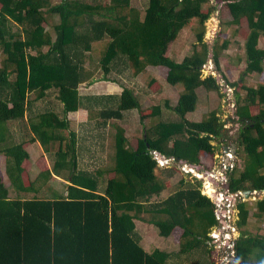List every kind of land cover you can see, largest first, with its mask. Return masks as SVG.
Returning <instances> with one entry per match:
<instances>
[{
	"label": "trees",
	"instance_id": "1",
	"mask_svg": "<svg viewBox=\"0 0 264 264\" xmlns=\"http://www.w3.org/2000/svg\"><path fill=\"white\" fill-rule=\"evenodd\" d=\"M212 1L150 0L143 12L133 7L131 0H0V154L5 156L10 181L8 186L0 168V264H181L174 259L196 253L208 257L199 264L210 263L215 240L212 232L223 223L219 206L203 192V179L193 182L183 178L167 199L149 201L167 188L154 151L201 165L204 157L216 154L214 141L226 134V121L219 109L202 121L187 117L198 109L200 88L225 95L215 74L204 76L212 58L207 22L221 4L230 8L232 17L227 25L233 27L232 38L241 40L238 36L245 19L250 25L245 74L264 73V47L260 46L264 0ZM127 8L130 11L123 12ZM56 16L60 21H54ZM196 20L194 52L180 62L169 55L171 45ZM231 37L219 38L213 46L217 69L228 80L221 59L233 43ZM97 43L106 48L105 80L120 83L119 77H112L114 72L124 76L130 70L139 76L149 66L169 67L168 81L185 87L178 105L167 100L165 105L145 109L130 87L121 94L84 95L81 87L92 76L88 52ZM245 58L241 56L240 61ZM152 83L158 92L159 80ZM229 84L237 92L238 115L243 122L237 153L242 166L229 171V190L263 191L264 83L248 86L242 77ZM50 89L58 91L64 105L62 114L46 106L47 102L42 104L44 109L36 111L38 101ZM30 93H35L34 99L29 98ZM165 106L173 109L180 121H162L157 126L160 134L153 136L147 130L137 146L126 127L117 126L114 167H100L96 172L81 167L82 145L77 131H70V113L87 109L91 121L97 119L108 127L115 120H125L126 113L134 109L141 112L143 122L148 117L163 118ZM12 123H19V128ZM178 132H187L188 137H173ZM36 143L56 162L52 169L46 156L38 160L40 172L32 180L29 147ZM54 174L72 183L64 193L49 195L45 185ZM255 204L256 209L243 198L238 203L241 235L231 264H264V197ZM137 219L155 224L164 237L172 236L177 228L184 229L180 251H149Z\"/></svg>",
	"mask_w": 264,
	"mask_h": 264
},
{
	"label": "rangeland",
	"instance_id": "2",
	"mask_svg": "<svg viewBox=\"0 0 264 264\" xmlns=\"http://www.w3.org/2000/svg\"><path fill=\"white\" fill-rule=\"evenodd\" d=\"M62 0H53L54 3L61 2ZM105 3H112V0H102ZM213 4H217V0L212 1ZM150 0H131V5L135 8L146 11L149 6ZM227 4H221L219 9L213 14L212 18L207 22V33L206 40L214 46L219 38L221 41L226 39L227 35L231 37L233 27L227 25V21L230 20L231 12ZM127 8L126 11L129 12ZM116 14V12H114ZM118 14V12H117ZM54 21H60V16H56ZM198 21L188 26L180 35L178 40L172 43L169 55L176 58L180 62L184 61L188 55L194 52V46L198 41L196 26ZM250 28L248 21L245 19L240 35L238 36L241 40L233 39V43L230 48L225 50L222 55L221 63L223 71L228 75V79L225 78L223 72L217 69V65L214 59L213 49L209 63L204 68V76L215 74L220 78L223 86V92L225 95H221L218 91H209L205 87L199 89L200 101L198 109L195 112H191L187 115L188 119L192 121H202L206 116L213 110L219 109L223 119L226 121V134L214 141L217 145V151L215 155L203 158V165L205 169L199 170L191 168L187 163L177 160L176 158H169L166 164H161V168L164 170L167 168L173 171L170 175L169 171H159L162 179L167 182V188L161 194L153 196L149 202H160L167 199L173 194L183 178H187L191 181H196L197 178L203 179L204 187L203 192L214 199L219 206V214L226 222L223 221V225L214 228L212 235L215 237L214 244H212L213 255L210 257L209 264H231L235 259V243L241 235V231L238 227V221L240 219V209L238 203L240 199L248 201L253 204L256 209V201L259 198L264 197L263 191H256L252 194V197L246 198L244 192L231 193L229 190V171L228 167H236L240 164L238 153V143L241 128L243 127L242 122L238 115L237 105V92L235 88L229 84L230 82H236L246 77L248 86L258 87L260 83H264V73L258 74H245L248 67L246 55V32ZM17 29V26H15ZM226 31L224 35L221 33ZM55 35V32L53 31ZM222 36V37H221ZM260 46L264 47V37L261 39ZM106 50L104 44H95L94 48L88 52L87 67L88 71L91 72V80L82 85L81 91L84 95H111L121 94L125 87H130L135 90L139 98L143 103L145 109H150L154 105H165L167 100H170L173 106H177L181 97V94L185 90L183 84L177 86L172 85L168 81L169 67L167 66H149L146 72L135 76L130 70L128 74L124 76H118L117 72H114L112 77L120 79V83L105 80V70L103 69V52ZM245 58L244 61H240V57ZM158 79L159 83L156 85L159 87V91L154 90L152 81ZM156 86V87H157ZM244 93L246 91H243ZM30 99L35 98V93L29 94ZM43 102H47L48 107L56 109L61 114L64 111V105L58 98L57 89H50L45 98L38 101V108L36 111L44 109L42 106ZM42 107V108H41ZM165 108L163 118L160 117H148L146 120H142L141 112L138 109L128 111L126 113L125 120H115L108 127H104L100 124L97 119L91 121L90 112L87 109H82L79 112L70 113L71 119V130L77 131L79 142L82 145L84 154H87L86 161L81 159V167L85 169H91L96 172L100 167L109 169L114 167V156L116 155V132L117 126L123 125L128 131V136L134 145H138V139L146 136V131L151 130V134L154 136L160 133L157 130V126L164 120L180 121V116L170 108ZM258 112V110H257ZM101 120L103 118L101 117ZM11 124V123H10ZM15 128H19V123H12ZM177 128V127H176ZM188 137V133H185ZM184 133H174L173 137H183ZM20 139V137H17ZM42 145L36 143L30 148L32 149L33 155L31 160L28 162L30 167V177L34 179L40 172L38 167V160L40 161L43 157L45 161L53 168L55 157L47 153L46 149L41 147ZM237 147V151H233L234 147ZM87 150V151H86ZM88 154L90 155L88 157ZM164 156V155H163ZM168 158V157H167ZM239 161V162H238ZM239 166H242L241 164ZM0 168L3 178L6 184L10 186V181L6 174V160L3 154H0ZM206 170L212 171V176L206 175ZM55 181L52 179L49 184L45 185L47 194H52L54 191L64 193L67 190L69 180L60 176H54ZM107 182L102 184L103 189L106 187ZM209 187L215 188L216 194L209 193ZM15 192H11V197H15ZM30 197L33 194H28ZM228 196H232L228 198ZM147 216V214H145ZM144 215V216H145ZM256 221L257 219H252ZM138 231L142 237L143 244L149 251H154L157 248L169 249L173 252H178L181 249L183 242L184 229L177 228L173 235L170 237H164L160 234L159 228L145 219H137ZM264 227V224H262ZM203 259H208L207 255L196 253L189 256L185 255L181 259L176 257V262L181 264H199ZM252 264H255L254 262Z\"/></svg>",
	"mask_w": 264,
	"mask_h": 264
},
{
	"label": "water",
	"instance_id": "3",
	"mask_svg": "<svg viewBox=\"0 0 264 264\" xmlns=\"http://www.w3.org/2000/svg\"><path fill=\"white\" fill-rule=\"evenodd\" d=\"M211 49H213V46H211ZM212 56H213V54H212ZM218 79L220 80L219 77H218ZM233 151H237V147L236 146L233 148ZM183 163L189 164L191 166V168H196V169H199V170L205 169V166L203 164H201V165H198V164H190L187 161H183ZM205 174L212 176V171L211 170H206ZM244 193H245L246 198L248 199V198L252 197V194L255 193V191L249 189V190H246ZM214 194L217 195V193H214Z\"/></svg>",
	"mask_w": 264,
	"mask_h": 264
},
{
	"label": "crops",
	"instance_id": "4",
	"mask_svg": "<svg viewBox=\"0 0 264 264\" xmlns=\"http://www.w3.org/2000/svg\"><path fill=\"white\" fill-rule=\"evenodd\" d=\"M31 147V146H30ZM29 147V151H30V153H31V158H32V155H33V152H32V149ZM42 147V146H41ZM87 151V150H86ZM81 155H83V156H81V159L83 160V161H86V156H87V154H84L83 153V151H82V154ZM90 155L88 154V157H89ZM55 162H56V159H55ZM55 162H54V165H55ZM53 169V168H52ZM54 176H58L57 174H54ZM54 176H53V180L55 181V179H54ZM59 177V176H58ZM60 178H61V176H60ZM64 178V177H63ZM34 179H36V177L34 178ZM34 179H32V180H34ZM68 180V179H67ZM72 182L70 181V182H68V185H70ZM68 185H67V187H68ZM209 189V193H211V194H214V193H216L217 191L215 190V188H212V187H209L208 188Z\"/></svg>",
	"mask_w": 264,
	"mask_h": 264
},
{
	"label": "built area",
	"instance_id": "5",
	"mask_svg": "<svg viewBox=\"0 0 264 264\" xmlns=\"http://www.w3.org/2000/svg\"><path fill=\"white\" fill-rule=\"evenodd\" d=\"M154 155H155V157L160 161V163L161 164H166L167 163V158L165 157V156H163L161 153H159V152H157V151H154ZM229 198V197H228ZM218 216H219V218L221 219V222L223 223V221L224 222H226V220L225 219H223V221H222V216L218 213Z\"/></svg>",
	"mask_w": 264,
	"mask_h": 264
},
{
	"label": "clouds",
	"instance_id": "6",
	"mask_svg": "<svg viewBox=\"0 0 264 264\" xmlns=\"http://www.w3.org/2000/svg\"><path fill=\"white\" fill-rule=\"evenodd\" d=\"M239 119H240V117H239ZM241 133V132H240ZM162 154V153H161ZM163 155V154H162ZM165 156V155H164ZM166 157V156H165ZM167 158V157H166ZM167 159H169V158H167ZM160 162V161H159ZM183 162V161H182ZM161 165V164H160ZM188 165V164H187ZM162 166V165H161ZM191 167V166H190ZM230 170H233L234 169V167H228ZM241 192H245V191H241ZM256 192V191H255ZM228 197H232V196H228ZM236 259H234V261H235Z\"/></svg>",
	"mask_w": 264,
	"mask_h": 264
},
{
	"label": "flooded vegetation",
	"instance_id": "7",
	"mask_svg": "<svg viewBox=\"0 0 264 264\" xmlns=\"http://www.w3.org/2000/svg\"><path fill=\"white\" fill-rule=\"evenodd\" d=\"M242 124H243V122H242Z\"/></svg>",
	"mask_w": 264,
	"mask_h": 264
}]
</instances>
